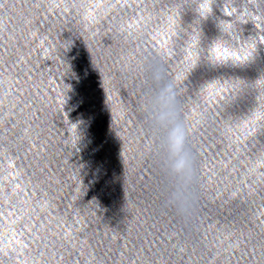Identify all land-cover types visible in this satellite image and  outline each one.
<instances>
[{
    "label": "water",
    "instance_id": "1",
    "mask_svg": "<svg viewBox=\"0 0 264 264\" xmlns=\"http://www.w3.org/2000/svg\"><path fill=\"white\" fill-rule=\"evenodd\" d=\"M164 81L190 219L145 111ZM257 157L264 0H0V264H264Z\"/></svg>",
    "mask_w": 264,
    "mask_h": 264
},
{
    "label": "clouds",
    "instance_id": "2",
    "mask_svg": "<svg viewBox=\"0 0 264 264\" xmlns=\"http://www.w3.org/2000/svg\"><path fill=\"white\" fill-rule=\"evenodd\" d=\"M154 68L157 72L162 69L158 64H155ZM145 111L150 113L153 126L163 132V142L170 157L169 169L180 178V182L171 193L172 199L176 202L178 210L190 219L195 209L197 194H189L185 189V183L190 176V162L183 152L184 127L175 122L174 89L171 81L160 84L145 105ZM258 163L264 164V157H257L252 162V167Z\"/></svg>",
    "mask_w": 264,
    "mask_h": 264
}]
</instances>
